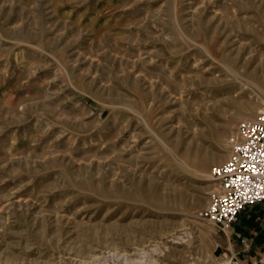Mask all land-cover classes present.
Wrapping results in <instances>:
<instances>
[{"label":"rangeland","instance_id":"374dc122","mask_svg":"<svg viewBox=\"0 0 264 264\" xmlns=\"http://www.w3.org/2000/svg\"><path fill=\"white\" fill-rule=\"evenodd\" d=\"M263 106L264 0H0V264H233L199 211Z\"/></svg>","mask_w":264,"mask_h":264},{"label":"built area","instance_id":"2783aa9c","mask_svg":"<svg viewBox=\"0 0 264 264\" xmlns=\"http://www.w3.org/2000/svg\"><path fill=\"white\" fill-rule=\"evenodd\" d=\"M212 175L219 188L199 215L227 231L243 210L264 202V106L240 124L230 156Z\"/></svg>","mask_w":264,"mask_h":264},{"label":"crops","instance_id":"0c3cea01","mask_svg":"<svg viewBox=\"0 0 264 264\" xmlns=\"http://www.w3.org/2000/svg\"><path fill=\"white\" fill-rule=\"evenodd\" d=\"M226 233L221 245L233 264H264V202L243 210Z\"/></svg>","mask_w":264,"mask_h":264},{"label":"bare ground","instance_id":"6f19581e","mask_svg":"<svg viewBox=\"0 0 264 264\" xmlns=\"http://www.w3.org/2000/svg\"><path fill=\"white\" fill-rule=\"evenodd\" d=\"M252 114H253V112H252ZM215 179V178H214ZM219 185V184H218ZM228 231V230H227Z\"/></svg>","mask_w":264,"mask_h":264}]
</instances>
